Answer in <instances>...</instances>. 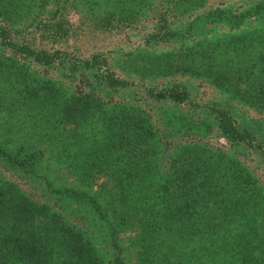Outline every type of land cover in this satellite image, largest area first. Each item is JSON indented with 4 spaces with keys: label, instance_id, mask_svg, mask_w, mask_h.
I'll return each mask as SVG.
<instances>
[{
    "label": "trees",
    "instance_id": "1",
    "mask_svg": "<svg viewBox=\"0 0 264 264\" xmlns=\"http://www.w3.org/2000/svg\"><path fill=\"white\" fill-rule=\"evenodd\" d=\"M77 1L108 23L142 0ZM171 1L182 11L201 2ZM48 3L0 0V160L45 180L84 226L0 179V264H264V189L241 159L254 151L264 161V135L232 107L264 113V5L236 16L259 23L204 36L172 59L151 62L167 74L204 78L220 94L199 104L185 83L151 88L158 101L188 102L162 112V133L140 104L111 97L128 82L109 70L94 76L98 54L79 65L96 77L89 90L38 73L36 66H52L58 54L21 30ZM224 12L200 14L190 26ZM210 133L225 144L204 141ZM172 135L186 136L169 144L164 138ZM126 232L134 263L119 241Z\"/></svg>",
    "mask_w": 264,
    "mask_h": 264
},
{
    "label": "rangeland",
    "instance_id": "2",
    "mask_svg": "<svg viewBox=\"0 0 264 264\" xmlns=\"http://www.w3.org/2000/svg\"><path fill=\"white\" fill-rule=\"evenodd\" d=\"M54 1L42 10L33 13V26H24L22 36L32 42L34 46L45 47L56 52L58 57L52 66L35 68L38 73L52 76L63 84L75 90H89L93 78L100 77L105 72L113 71L116 76L125 79L128 87L114 92L111 96L115 100L126 99L134 104H140L149 114L155 127L162 133L167 132L159 116L164 110L179 108L186 109L188 102L181 105L167 101H158L150 89H160L172 82H182L189 85L193 100L204 104L220 98L219 92L213 88L208 80L195 78L191 74H167L151 65L156 58L172 59L185 52L196 39L212 34H227L237 30H245L256 22L255 17L246 14L236 17L240 12L261 8L264 0H201L193 10L182 11L171 0H142L132 4L122 14L116 15V20L106 22L94 19L92 10L84 5L83 1L58 0L59 12L55 15ZM45 5V4H44ZM219 8L224 14L215 13L205 22L191 28L190 23L198 15ZM234 16V17H233ZM261 20H264L262 15ZM45 22V27H44ZM57 22L63 28H57ZM258 22V21H257ZM259 23V22H258ZM53 24V28L50 26ZM204 24V29L201 26ZM45 28V29H44ZM56 30V35L51 34ZM196 32H198L196 34ZM99 55V65L95 72L96 77L86 71L85 75L79 66L81 60L93 55ZM74 65L77 68L73 69ZM86 77L88 78L86 81ZM244 119L253 121L258 135H264V113L258 109L234 104L232 106ZM241 117H237L239 120ZM170 134V133H168ZM186 136V135H185ZM185 136L172 135L164 140L169 144L183 140ZM207 143L217 146L225 144L222 138L216 140L215 135L208 134L203 139ZM246 169L254 176L264 189V161L260 154L250 151L242 158ZM45 173V162L42 163ZM0 179L13 182L28 199L46 206L50 212H58L66 217L73 225L84 226L83 220L72 214L65 213L66 202L47 191L45 180L35 178L21 170L10 169V166L0 160ZM132 233H121L119 241L126 252V259L134 263V249L129 246V237ZM106 253V249H103ZM102 252V253H103ZM109 254V253H108Z\"/></svg>",
    "mask_w": 264,
    "mask_h": 264
}]
</instances>
